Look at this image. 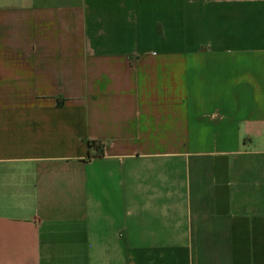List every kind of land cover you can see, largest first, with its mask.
<instances>
[{
  "label": "crops",
  "instance_id": "1",
  "mask_svg": "<svg viewBox=\"0 0 264 264\" xmlns=\"http://www.w3.org/2000/svg\"><path fill=\"white\" fill-rule=\"evenodd\" d=\"M0 264H264V0H0Z\"/></svg>",
  "mask_w": 264,
  "mask_h": 264
},
{
  "label": "trees",
  "instance_id": "2",
  "mask_svg": "<svg viewBox=\"0 0 264 264\" xmlns=\"http://www.w3.org/2000/svg\"><path fill=\"white\" fill-rule=\"evenodd\" d=\"M94 145V143L93 142H87V146H88V148L89 149H91V147ZM89 156V155H88Z\"/></svg>",
  "mask_w": 264,
  "mask_h": 264
}]
</instances>
